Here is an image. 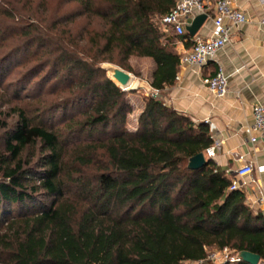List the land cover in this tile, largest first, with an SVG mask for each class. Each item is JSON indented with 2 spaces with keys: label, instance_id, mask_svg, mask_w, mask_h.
<instances>
[{
  "label": "trees",
  "instance_id": "trees-1",
  "mask_svg": "<svg viewBox=\"0 0 264 264\" xmlns=\"http://www.w3.org/2000/svg\"><path fill=\"white\" fill-rule=\"evenodd\" d=\"M69 2L78 5L76 17L101 23L91 33L66 32L75 46L82 41L83 55L58 38L38 37H47L42 28L26 26L18 36L0 22V35L23 39L0 65L38 44L51 65L49 87L67 85L56 112L83 109L62 126L46 107L37 119L20 110L11 126L0 120L10 155L0 167V264H193L226 247L264 259V214L248 205L244 190L230 189L232 178L213 159L198 170L188 166L213 144L209 124L151 95L137 128L128 129L127 92L100 67L148 58L151 87L172 86L181 66L177 41L193 43L188 32L175 40L158 23L177 0ZM8 10L0 7V16L12 19ZM38 145L32 165L22 155Z\"/></svg>",
  "mask_w": 264,
  "mask_h": 264
},
{
  "label": "crops",
  "instance_id": "crops-1",
  "mask_svg": "<svg viewBox=\"0 0 264 264\" xmlns=\"http://www.w3.org/2000/svg\"><path fill=\"white\" fill-rule=\"evenodd\" d=\"M247 17V22L232 29L231 42L221 49L205 66H180L176 82L161 92L164 101L195 122L212 121L216 125L213 141H219L213 159L220 170L232 180L245 163L252 161L256 170L240 181L247 184L245 191L248 205L264 214V202L260 200L258 187L264 188V143L253 144L243 130L253 122V106L264 105V0H235ZM212 21L207 20L197 33L208 37ZM176 37H182L171 32ZM187 39L177 41L181 55ZM228 76L229 89L223 96H216L204 80L214 76L219 68ZM255 179V182H252Z\"/></svg>",
  "mask_w": 264,
  "mask_h": 264
},
{
  "label": "rangeland",
  "instance_id": "rangeland-1",
  "mask_svg": "<svg viewBox=\"0 0 264 264\" xmlns=\"http://www.w3.org/2000/svg\"><path fill=\"white\" fill-rule=\"evenodd\" d=\"M7 6L8 12L13 17L11 19L8 16L1 15L0 22L5 23L9 29L17 30L18 36L21 29H24L26 26L27 30L32 31H41L40 29L42 28V31H46L47 37H42V35L35 33L38 37L50 40L53 37L58 38L66 48L70 47V50L77 47L81 55L86 52L82 46V41L79 40L78 45L75 46L76 41L75 43L70 42L66 32L71 30V33L79 36L83 29H87L88 33H91L93 30L101 28V23L97 18L76 17L78 5L69 2V0H0V7L2 9H7ZM168 34L170 38L177 40V37L172 35L171 32ZM12 37L14 36L11 34L6 36L0 35V63L6 54L16 45L13 44L18 37ZM63 39L68 40L63 41ZM21 40H23L22 37L17 39V41ZM21 49L19 53L14 54L8 59L6 58L7 62L3 66L2 64L0 65V120L11 126L18 119L16 113L20 110L25 111L31 118L37 119L39 112L45 107L48 109L54 108L53 111L55 113H52L51 121L56 126L64 125L65 121L73 115H75L74 117H81L83 109L80 110L79 108L74 110L70 107L68 112H63V110L56 112L55 104L62 102L68 91H66L67 85H60L55 88L49 87L53 79L51 80L49 77L51 65L47 66V61L44 59L47 55L46 50L38 44H28L22 46ZM60 49L61 47L59 48V52ZM53 50L55 51V47H50L48 54L50 55ZM82 50L83 52L81 53ZM105 66H118L131 73L138 82L136 87H132L134 89L126 91L131 105V109L126 115V127L130 130H135L138 126V118L143 110L146 98L155 93L150 85L154 63L148 58L132 56L126 61L124 67L113 62L100 64L101 68ZM104 71L110 77L108 71ZM44 81H48V84L42 92L41 87L45 84L43 83ZM159 94V97L164 99L163 93L160 92ZM5 133L6 130L0 128V167L3 165V160L10 156L4 143L6 138ZM40 153L41 150L38 145L35 148L25 150L22 158L24 160L29 159L30 163L35 165L37 156ZM1 179L0 173V181ZM218 252L216 248L209 250V254Z\"/></svg>",
  "mask_w": 264,
  "mask_h": 264
},
{
  "label": "built area",
  "instance_id": "built-area-1",
  "mask_svg": "<svg viewBox=\"0 0 264 264\" xmlns=\"http://www.w3.org/2000/svg\"><path fill=\"white\" fill-rule=\"evenodd\" d=\"M200 14L208 15V20H211L213 25L212 32L208 37L199 34L193 37L191 47L181 54V65L183 66L199 68L205 66L231 42L232 29L247 22L246 14L236 5L235 0H177L175 7L159 18L158 23L166 33L173 32L184 36L187 32L186 27ZM262 23L264 24V18ZM204 82L216 96H223L229 89L228 76L221 67L214 76L206 78ZM153 90L155 93L152 95L159 97L161 91ZM208 124L213 135L216 125L212 121H208ZM243 130L248 134L251 143H264V105L255 104L253 106V122ZM219 145V141H214L205 151V155L210 158L214 157ZM255 170L254 162L245 163L237 170V179L233 180L230 189H242L247 182L240 181V179L251 176ZM258 170L264 171V166H259ZM252 182H255V179H252ZM257 191L260 194V200L264 202V188L258 187ZM218 251V253L209 254L207 259L193 264H239L242 261L239 252L227 247ZM259 264H264V259H261Z\"/></svg>",
  "mask_w": 264,
  "mask_h": 264
},
{
  "label": "water",
  "instance_id": "water-1",
  "mask_svg": "<svg viewBox=\"0 0 264 264\" xmlns=\"http://www.w3.org/2000/svg\"><path fill=\"white\" fill-rule=\"evenodd\" d=\"M208 20L207 14H200L194 18L192 23L186 27L187 32L194 37L201 29V27ZM103 70H107L110 78L123 90H130L134 88H129L130 83L134 79V76L125 71L124 69L118 66H105L102 67ZM210 158H206L205 152H201L189 159V168L198 170L207 165ZM239 256L242 261L249 264H259L261 260V256L257 253H253L251 251H241L239 252Z\"/></svg>",
  "mask_w": 264,
  "mask_h": 264
},
{
  "label": "bare ground",
  "instance_id": "bare-ground-1",
  "mask_svg": "<svg viewBox=\"0 0 264 264\" xmlns=\"http://www.w3.org/2000/svg\"><path fill=\"white\" fill-rule=\"evenodd\" d=\"M138 85V82L135 80V78L132 80V82L130 83V87L129 88H132V87H136Z\"/></svg>",
  "mask_w": 264,
  "mask_h": 264
}]
</instances>
